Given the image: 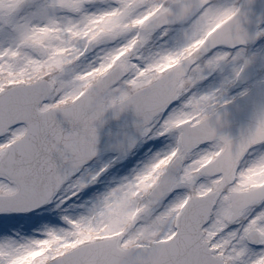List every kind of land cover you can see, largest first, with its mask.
Returning a JSON list of instances; mask_svg holds the SVG:
<instances>
[{"label": "snow or ice", "instance_id": "snow-or-ice-1", "mask_svg": "<svg viewBox=\"0 0 264 264\" xmlns=\"http://www.w3.org/2000/svg\"><path fill=\"white\" fill-rule=\"evenodd\" d=\"M0 264H264V0H0Z\"/></svg>", "mask_w": 264, "mask_h": 264}, {"label": "rangeland", "instance_id": "rangeland-1", "mask_svg": "<svg viewBox=\"0 0 264 264\" xmlns=\"http://www.w3.org/2000/svg\"><path fill=\"white\" fill-rule=\"evenodd\" d=\"M110 155H112V153H103V154H101V158L100 159L101 160H107ZM137 159H139V155L130 156L127 160H125V161L121 162L120 164H118L116 166V168L112 169V172H116L117 170H119V172L122 173V172L126 171L128 168H130L132 165H134L136 163Z\"/></svg>", "mask_w": 264, "mask_h": 264}, {"label": "water", "instance_id": "water-1", "mask_svg": "<svg viewBox=\"0 0 264 264\" xmlns=\"http://www.w3.org/2000/svg\"><path fill=\"white\" fill-rule=\"evenodd\" d=\"M103 147V146H102Z\"/></svg>", "mask_w": 264, "mask_h": 264}]
</instances>
